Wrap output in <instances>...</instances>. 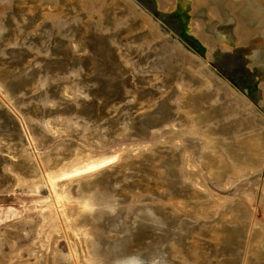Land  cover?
Masks as SVG:
<instances>
[{
  "label": "rangeland",
  "instance_id": "rangeland-1",
  "mask_svg": "<svg viewBox=\"0 0 264 264\" xmlns=\"http://www.w3.org/2000/svg\"><path fill=\"white\" fill-rule=\"evenodd\" d=\"M0 264H264V0H0Z\"/></svg>",
  "mask_w": 264,
  "mask_h": 264
},
{
  "label": "bare ground",
  "instance_id": "bare-ground-1",
  "mask_svg": "<svg viewBox=\"0 0 264 264\" xmlns=\"http://www.w3.org/2000/svg\"><path fill=\"white\" fill-rule=\"evenodd\" d=\"M195 58H197V56H195ZM222 79V78H221ZM224 81V80H223ZM225 84H227L225 81H224ZM229 86V85H228ZM229 88H231V86H229Z\"/></svg>",
  "mask_w": 264,
  "mask_h": 264
}]
</instances>
